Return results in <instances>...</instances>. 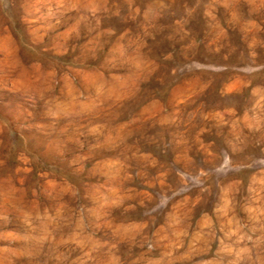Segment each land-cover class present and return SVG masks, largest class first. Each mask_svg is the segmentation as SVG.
Masks as SVG:
<instances>
[{"label": "rangeland", "instance_id": "rangeland-1", "mask_svg": "<svg viewBox=\"0 0 264 264\" xmlns=\"http://www.w3.org/2000/svg\"><path fill=\"white\" fill-rule=\"evenodd\" d=\"M0 264H264V0H0Z\"/></svg>", "mask_w": 264, "mask_h": 264}]
</instances>
